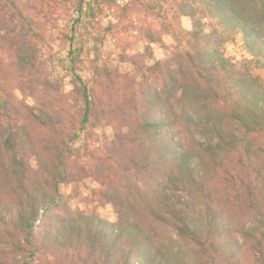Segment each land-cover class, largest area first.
I'll return each instance as SVG.
<instances>
[{
	"label": "trees",
	"instance_id": "16d2710c",
	"mask_svg": "<svg viewBox=\"0 0 264 264\" xmlns=\"http://www.w3.org/2000/svg\"><path fill=\"white\" fill-rule=\"evenodd\" d=\"M63 8L70 88L46 64ZM143 12L135 71L89 55ZM88 176L114 220L62 192ZM0 264H264V0H0Z\"/></svg>",
	"mask_w": 264,
	"mask_h": 264
},
{
	"label": "rangeland",
	"instance_id": "374dc122",
	"mask_svg": "<svg viewBox=\"0 0 264 264\" xmlns=\"http://www.w3.org/2000/svg\"><path fill=\"white\" fill-rule=\"evenodd\" d=\"M122 2H127L128 0H121ZM55 11V10H54ZM55 13L54 19L51 21L53 26H57L55 29L50 27V32L53 34V38L50 40V49H48L47 57V68L53 77H63L66 80L67 88H70V80L72 77L71 71H69V60L67 57L68 52V43H65L64 40L61 39V34L63 30L60 28H64L65 24H69V26H73L72 19L70 18L71 12L63 9H57ZM129 14L128 19H117L115 17H111L112 20L117 22V31L114 36L108 35L104 42H101L97 39H90L87 42V46L91 48L90 56L96 57L100 61L109 62V65L113 67H117L121 72H133L135 68L133 65L128 62L119 61L120 53L127 52L128 54H138L140 52H144L145 50V40H143V32L141 29L147 28L149 22L155 24V18L152 15H149L146 12H143L141 15H137L136 13L132 16ZM73 16V14H72ZM77 16V14L75 15ZM140 19L145 20L146 24L140 22ZM51 20V19H50ZM109 20L108 17H103L102 21L107 23ZM134 20V22H133ZM182 23L185 27H190V19L182 18ZM158 26V23H157ZM92 31V37L97 36L100 30L94 29L91 25L85 27L82 31L85 36H88L86 31ZM71 34V33H70ZM79 38V36H78ZM87 38V37H86ZM162 43H153V55L151 58L144 57L142 55L139 56V60L143 61L146 66L152 65L156 60H164L170 58L173 54L175 47V40L169 34H165L162 36ZM223 50L227 56L231 57H239L245 51L238 43L228 42L223 46ZM84 76H90L88 72L82 73ZM149 71L144 68L143 71L140 72L139 79L143 78V76H148ZM101 140L104 137V134L108 138H113L116 131L112 125H108L104 123L103 126L97 129ZM99 188V184L92 179L91 176L86 177L82 183L79 185V189L76 190L74 184H63L61 186L62 192L73 197L71 199V203L73 204H82V206L90 205V210L95 209L97 206V211L99 214L109 220L115 219V214L113 208L109 204L102 205L100 204V195L95 194L93 191ZM93 200V201H92ZM91 201V202H90ZM84 204V205H83Z\"/></svg>",
	"mask_w": 264,
	"mask_h": 264
}]
</instances>
